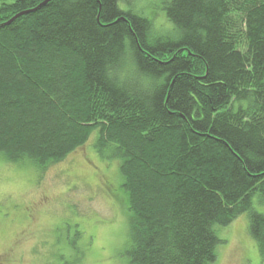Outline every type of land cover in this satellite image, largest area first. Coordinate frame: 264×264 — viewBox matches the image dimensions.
<instances>
[{
  "label": "trees",
  "instance_id": "16d2710c",
  "mask_svg": "<svg viewBox=\"0 0 264 264\" xmlns=\"http://www.w3.org/2000/svg\"><path fill=\"white\" fill-rule=\"evenodd\" d=\"M0 2V154L119 161L126 264H215L248 214L264 262V0ZM160 2V3H159ZM62 264H78L65 261Z\"/></svg>",
  "mask_w": 264,
  "mask_h": 264
},
{
  "label": "rangeland",
  "instance_id": "374dc122",
  "mask_svg": "<svg viewBox=\"0 0 264 264\" xmlns=\"http://www.w3.org/2000/svg\"><path fill=\"white\" fill-rule=\"evenodd\" d=\"M130 2L152 14L156 30L169 28L164 10L154 8L158 0ZM93 142L94 134L43 171L0 154V264H126L119 161L107 150L98 153ZM254 206L264 214V204ZM219 233L225 242L215 264H264L248 233L247 213Z\"/></svg>",
  "mask_w": 264,
  "mask_h": 264
},
{
  "label": "water",
  "instance_id": "95a60500",
  "mask_svg": "<svg viewBox=\"0 0 264 264\" xmlns=\"http://www.w3.org/2000/svg\"><path fill=\"white\" fill-rule=\"evenodd\" d=\"M48 1H50V0H44V1H42L37 7L33 8V9L25 10V11H22V12L16 14V15L13 16L10 20H8L5 24H9V23H11V21H13L15 18H17V17L20 16V15H23V14H26V13L33 12V11L37 10L38 8H40V7H42L43 5H45Z\"/></svg>",
  "mask_w": 264,
  "mask_h": 264
},
{
  "label": "flooded vegetation",
  "instance_id": "af4514ba",
  "mask_svg": "<svg viewBox=\"0 0 264 264\" xmlns=\"http://www.w3.org/2000/svg\"><path fill=\"white\" fill-rule=\"evenodd\" d=\"M5 264V263H4Z\"/></svg>",
  "mask_w": 264,
  "mask_h": 264
}]
</instances>
